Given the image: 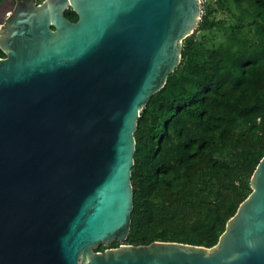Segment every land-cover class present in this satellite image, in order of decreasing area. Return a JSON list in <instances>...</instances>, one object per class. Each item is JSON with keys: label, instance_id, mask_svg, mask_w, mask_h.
I'll list each match as a JSON object with an SVG mask.
<instances>
[{"label": "water", "instance_id": "obj_1", "mask_svg": "<svg viewBox=\"0 0 264 264\" xmlns=\"http://www.w3.org/2000/svg\"><path fill=\"white\" fill-rule=\"evenodd\" d=\"M201 18L202 0L17 1L0 26V264H264V157L216 245L97 250L129 236L141 111Z\"/></svg>", "mask_w": 264, "mask_h": 264}, {"label": "trees", "instance_id": "obj_2", "mask_svg": "<svg viewBox=\"0 0 264 264\" xmlns=\"http://www.w3.org/2000/svg\"><path fill=\"white\" fill-rule=\"evenodd\" d=\"M202 9L179 66L141 111L126 244L216 245L264 157V0Z\"/></svg>", "mask_w": 264, "mask_h": 264}, {"label": "flooded vegetation", "instance_id": "obj_3", "mask_svg": "<svg viewBox=\"0 0 264 264\" xmlns=\"http://www.w3.org/2000/svg\"><path fill=\"white\" fill-rule=\"evenodd\" d=\"M17 1L19 0H0V26L5 21L6 16L12 11Z\"/></svg>", "mask_w": 264, "mask_h": 264}, {"label": "rangeland", "instance_id": "obj_4", "mask_svg": "<svg viewBox=\"0 0 264 264\" xmlns=\"http://www.w3.org/2000/svg\"><path fill=\"white\" fill-rule=\"evenodd\" d=\"M39 3H41L43 0H37ZM207 4V0H202V8H203V5H206ZM215 4V2H214ZM202 14L204 12V9H202ZM218 17H222V14H217ZM124 243V242H123ZM121 245V244H120ZM114 246H111L110 244H101V246L97 249L98 251H105L106 249L108 248H112Z\"/></svg>", "mask_w": 264, "mask_h": 264}, {"label": "built area", "instance_id": "obj_5", "mask_svg": "<svg viewBox=\"0 0 264 264\" xmlns=\"http://www.w3.org/2000/svg\"><path fill=\"white\" fill-rule=\"evenodd\" d=\"M203 11V10H202Z\"/></svg>", "mask_w": 264, "mask_h": 264}]
</instances>
